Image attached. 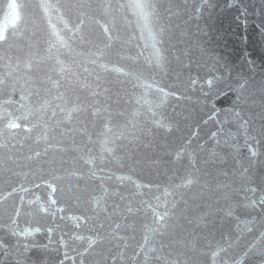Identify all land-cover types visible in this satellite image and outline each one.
<instances>
[{"label":"water","instance_id":"obj_1","mask_svg":"<svg viewBox=\"0 0 264 264\" xmlns=\"http://www.w3.org/2000/svg\"><path fill=\"white\" fill-rule=\"evenodd\" d=\"M199 3L0 0V264H264V0Z\"/></svg>","mask_w":264,"mask_h":264},{"label":"snow or ice","instance_id":"obj_2","mask_svg":"<svg viewBox=\"0 0 264 264\" xmlns=\"http://www.w3.org/2000/svg\"><path fill=\"white\" fill-rule=\"evenodd\" d=\"M236 3H237V0H230V3L228 4V7H233ZM211 6L212 5L209 3V0H200V3L198 5V9H197L196 18L198 19L202 15L203 11L206 8H209ZM241 15L244 16V17H247V9L241 7ZM241 22L245 25V27L247 26V20L246 19L241 21ZM261 30L264 31V28H262Z\"/></svg>","mask_w":264,"mask_h":264}]
</instances>
